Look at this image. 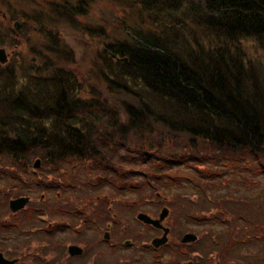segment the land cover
<instances>
[{
  "label": "trees",
  "instance_id": "1",
  "mask_svg": "<svg viewBox=\"0 0 264 264\" xmlns=\"http://www.w3.org/2000/svg\"><path fill=\"white\" fill-rule=\"evenodd\" d=\"M112 2L134 8L155 27L120 22L126 37L97 51L117 78L110 96L93 91L84 97L75 69L54 62L48 73L34 75V89L16 91L9 88L14 76L7 63H0V161L28 170L41 157L39 171L49 173L51 184L66 194L85 189L86 200L106 186L116 192L99 200L117 202L146 184L162 194L191 184L197 196L191 206L201 208L192 209L194 217L211 229L215 215L232 219L212 244L220 264H264V254L253 256L248 244L253 236L257 250L264 248V73L246 46L253 41L264 53V0ZM51 3L57 13L40 17L38 28L52 40L47 50L59 55L73 47L59 46L58 19L73 16L80 23L89 3ZM90 23H82L81 32L107 35L102 23ZM249 197L259 217L238 208ZM202 249L196 251L207 257Z\"/></svg>",
  "mask_w": 264,
  "mask_h": 264
},
{
  "label": "rangeland",
  "instance_id": "2",
  "mask_svg": "<svg viewBox=\"0 0 264 264\" xmlns=\"http://www.w3.org/2000/svg\"><path fill=\"white\" fill-rule=\"evenodd\" d=\"M51 1L61 3L64 0H0V47L6 48V51L9 55L8 62L6 64L7 69L14 76L12 78L13 82L10 83L9 88L16 91H18L19 89H23L24 87H33L34 89L36 87L34 75H36V73H48L49 70L54 67L51 65V62H54L55 68L57 67V63L64 65L65 67L75 69L77 75L79 76V82L82 87V89L79 88L81 90L80 93L84 97L90 98L93 91L97 94L105 91L104 94L106 96H110V93L112 91L111 80L117 78L115 77L113 70L108 66V64L106 65L104 63V60L96 57L98 53L97 51L105 48L106 43L110 41H115L117 39L126 37V34H124L123 31L117 27L121 26L120 22H122L127 28H130L132 25H136L141 29L152 28L155 26L151 21L148 20L146 16H141L134 11V8H130L125 4L119 2L113 3L112 0H88L90 10L89 14L87 16L79 18L80 23L79 21H77V18H73V16L63 19L59 18L58 23H54L58 26L57 32L59 37L61 38L59 39V46L64 47L63 44L68 42V44L73 47H64L66 51L58 55L47 50V47L49 48L52 46V40L49 35L45 33V31L38 28V21L41 20L40 17H44L50 13L53 15L57 13L56 11H53L52 7L50 6L51 4H53L51 3ZM4 14H6L7 18H4ZM16 20L20 21V27L18 29L20 35H14L12 30L15 27L13 25L15 24L14 22ZM44 22L47 25L51 24L50 22H47V20H45ZM82 23H90L91 25L102 23L107 35L98 37L96 35H91L90 31L81 32ZM246 46L249 49V56L255 60L256 65H258L260 67V70L264 73V53L262 54L261 51H257V46L253 41H247ZM79 47H82V49ZM69 52H73L74 54L68 55ZM107 59V56H105L106 61ZM131 86L135 89L139 88V85H137L135 82H132ZM114 95L115 94H112V96ZM8 162L9 160L3 158L0 161V196L5 195L10 197L12 193H16L17 195L23 193L32 196V202H35L34 204L36 205H38L39 202H45L44 200L46 198L57 197V191H55L53 194L47 193V190H44L42 188L43 186L35 184L36 182L34 180H32L31 182H26L24 179H21L19 171H15L14 177H11L9 173L11 169H13V166ZM52 179L53 178H50L49 181H51ZM21 182L27 185V187L23 188ZM186 185L189 186L187 187ZM113 188L101 187L99 191L101 193H105L108 191L115 192ZM61 189L64 190L63 188ZM70 189L71 187L68 188V190ZM256 190L257 187L255 191ZM166 191L167 194L165 195H167L168 198L170 197L169 205L172 209V216L170 219L171 222H174L175 232H182L183 229L201 230V234H204L205 231L213 232L211 228H208L209 226H202L203 224H207L205 222L196 225L194 223L188 222L185 219H182V216H186L188 213L192 214L193 208L197 213L201 211V208H196L197 205L196 207H193V205L191 206V203L188 201V199L191 201L195 200V189L190 184H183L181 182L180 184L172 185V187ZM155 193L157 194L156 191ZM68 194L80 198L86 195L85 189L80 192L78 187L68 191ZM153 194L154 193L151 189L150 184H146L137 190L130 191L126 195V198H129L132 201L128 200L129 202H131V205L125 206L120 210L119 217L124 218L125 221L121 220L123 225L116 226V233L114 234L116 237L122 238L124 235L138 238L139 236H144L146 232L149 231V228L144 227L139 222H137V220L135 219V212L139 209L149 211L150 209H154V207L160 204L159 198H156V196H154ZM42 196H45L44 199H41ZM60 196H62L61 192ZM251 199L252 198L250 197L249 200L244 199L243 201V199H240V202L242 204L238 203V208L245 213H249L248 210L251 209L253 214L259 217L258 212H256V209H258V207H252L253 202H250ZM255 201L256 200H254V202ZM47 204L49 205V203ZM96 204L97 207L95 206ZM148 204H150V206ZM104 206L105 205L101 200H93L89 205V210H92L94 212H101L103 211ZM111 206L113 210H116L115 202H112ZM262 208H264V205L261 206V209ZM211 210H214V208H212ZM48 212L58 221H62L61 219L63 218L60 217L59 212L47 207L46 211L43 213L48 214ZM0 213H5V210L1 207ZM262 213L263 214L260 217H264V209H262ZM101 218V214L95 216V220H99ZM90 228L91 227L86 228L82 235L76 238V240L83 244L88 243L90 239ZM220 228L222 229V231L227 230L226 228ZM123 230L125 231L123 232ZM216 232L218 233L219 230ZM148 234H151V232H148ZM62 239H64V237H62ZM257 243L259 242L255 237H249L248 244L251 247L250 250L253 256L264 254V248L262 249L261 253L257 250ZM35 245H37V243L33 241L31 243V252L33 251V247ZM223 245L224 244H222V246ZM240 248L243 250V243L241 244ZM94 250H96L95 247L91 250V252H93ZM171 251L172 249L168 251L163 250V257L171 259V255L169 254V252ZM148 258L150 262L151 257L148 256ZM227 258L228 256L226 257V259H224V263H226ZM188 259L185 261H188ZM195 259L197 261L199 260L198 258ZM259 259L264 260V256H260ZM182 260L183 258L181 256L176 257L175 255L174 264H181ZM204 261L205 259H201L200 264ZM229 262L230 260L228 261V263ZM215 263H218V261H216ZM194 264H196V262H194ZM240 264H242V262H240Z\"/></svg>",
  "mask_w": 264,
  "mask_h": 264
},
{
  "label": "flooded vegetation",
  "instance_id": "3",
  "mask_svg": "<svg viewBox=\"0 0 264 264\" xmlns=\"http://www.w3.org/2000/svg\"><path fill=\"white\" fill-rule=\"evenodd\" d=\"M49 183L50 181L43 184L42 188H47ZM21 185L27 187L23 183ZM0 197V207L5 210V213H0V264H146V257H141L144 254L136 252L130 243H126L127 238L124 235L122 238L114 235L116 226L123 225L121 220L125 221L119 217L120 210L126 206L124 202H115L116 210H113L112 201L103 199L102 203L107 210L94 212L89 210L88 204L82 199L73 202L70 196L49 197L38 205L32 202V196L23 193ZM19 197L29 199L23 207L13 210L11 200ZM100 198L95 196L94 200ZM47 207L59 212L62 221H58L49 212L43 213ZM97 213L102 215L99 220H95ZM165 223L171 225L169 219ZM88 227H91L88 243L78 242L76 238ZM152 230L153 237L163 233L161 229ZM172 238L173 235L170 240ZM33 241L37 245L31 252ZM166 245L151 248L155 252H161ZM93 246L96 248L95 252H91ZM122 247H130L132 251ZM159 257L161 258V254Z\"/></svg>",
  "mask_w": 264,
  "mask_h": 264
},
{
  "label": "water",
  "instance_id": "4",
  "mask_svg": "<svg viewBox=\"0 0 264 264\" xmlns=\"http://www.w3.org/2000/svg\"><path fill=\"white\" fill-rule=\"evenodd\" d=\"M19 25H20V21L16 20L15 26L19 27ZM7 61H8V53L6 51V48L1 47L0 48V62L6 63ZM33 165L35 168L39 167L41 165V159L37 158L34 161ZM28 199H29L28 197H20L17 199H13V200H11V207L13 208V210H17V209L23 207L26 204V202L28 201ZM168 212H169L168 208L165 207L162 209L160 218H158V219H152L149 215H147L145 213H140L138 215V218L140 220H143L144 222L151 223L155 226L161 227V220L168 214ZM165 231L168 232L169 229L165 228ZM195 239H196V236L194 234H187L183 238V241L187 242V241L195 240ZM165 242H167L166 233L163 237L155 238L152 243L157 247V246L164 244ZM73 249H75V248L73 247Z\"/></svg>",
  "mask_w": 264,
  "mask_h": 264
}]
</instances>
